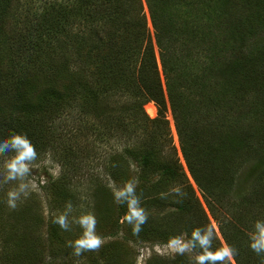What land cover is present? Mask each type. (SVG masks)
<instances>
[{
    "label": "trees",
    "instance_id": "trees-1",
    "mask_svg": "<svg viewBox=\"0 0 264 264\" xmlns=\"http://www.w3.org/2000/svg\"><path fill=\"white\" fill-rule=\"evenodd\" d=\"M69 1L0 0L3 155L39 156L49 147L61 169L74 172L102 154L82 152L72 134L86 131L99 144L125 137L131 143L105 160L111 181L125 184L112 217L117 225L127 216L130 238L152 244L183 235L202 264H221V245L175 157L169 105L187 169L228 250L237 264H264V246L253 249L248 235L264 234V55L254 42L264 26V0H145L166 89L153 45L145 43L144 17L127 19L142 9L141 0ZM195 59L204 62L192 67ZM235 95L243 103L233 115L227 103ZM150 102L155 119L144 110ZM111 191L101 185L94 196L112 200ZM163 200H170L169 210Z\"/></svg>",
    "mask_w": 264,
    "mask_h": 264
},
{
    "label": "rangeland",
    "instance_id": "rangeland-1",
    "mask_svg": "<svg viewBox=\"0 0 264 264\" xmlns=\"http://www.w3.org/2000/svg\"><path fill=\"white\" fill-rule=\"evenodd\" d=\"M60 2H66V0H60ZM72 2L75 0H70L69 4L73 5ZM141 3L142 9H133L126 18L133 22L135 15L140 14L144 17L148 33L145 43L147 44L150 40L153 45L160 79L166 89L149 9L145 0H141ZM40 5L41 2L37 1L36 6ZM128 9L129 4H126L125 13ZM41 10V8L38 9V12L40 13ZM18 13L19 15L23 13L21 7L19 11L17 10ZM75 30L85 33L86 29L76 25ZM222 38L220 35L217 36L219 40ZM228 38L230 42L236 41L234 37ZM254 42L264 55V26L258 29ZM203 62V60L195 59L192 67L198 68ZM262 90L264 92V87ZM232 97L233 101L227 103V107L229 106L234 112L233 115H236L239 112L236 107L243 102L237 100L236 95ZM215 102L218 101L215 100ZM149 104L154 105V116L147 113L146 106ZM149 104L144 106V110L151 119H155L158 117V109L154 103ZM209 104H212L210 99ZM208 107L216 108L215 105ZM258 108L259 105L257 110ZM71 111L75 113L73 117L77 121L81 120L84 125L81 114L78 113L77 117L76 110L71 109ZM89 120L92 122V119H86V121ZM165 120L168 122L173 140L175 157L188 177L195 196L200 200L211 222L214 235L221 245L222 252L218 255V260L221 264H237L187 169L169 105ZM248 122L258 125L255 120H248ZM66 123L70 125L71 121ZM71 136L75 137V142L78 143L82 152L90 150L102 155H98L99 157L94 159L92 164H79L73 172L67 167L61 169L56 155L49 147L39 156L32 152L26 155L19 153V155L6 156L3 155L4 149L0 148V196L3 200L0 202V264H164L159 260L171 264L177 256H190L187 264L203 263L201 256L191 250L183 235L178 237L176 243L168 245L133 241L125 226L127 216L120 218L119 225L116 223L117 217L112 218L123 203L125 184L111 181L105 169V160L109 155L123 152L131 143L129 139L122 137L99 144V140L91 137V134L86 131H78ZM32 148L35 151L39 149L36 146H31L30 149ZM168 153L173 152L168 150L165 155L168 156ZM101 185L112 190L114 195L112 200L94 196L96 188ZM61 189H65V192ZM169 204L170 200H163L161 207L169 210ZM232 215L234 216V213ZM232 215H228V218L232 219ZM50 229L53 231L51 232ZM157 230L158 235L164 233L161 227ZM248 235L251 236L249 242L253 249L263 248L264 234L263 240L255 234L252 235L251 232ZM257 239L261 240L260 244L256 242ZM214 263L217 264L216 260Z\"/></svg>",
    "mask_w": 264,
    "mask_h": 264
},
{
    "label": "bare ground",
    "instance_id": "bare-ground-1",
    "mask_svg": "<svg viewBox=\"0 0 264 264\" xmlns=\"http://www.w3.org/2000/svg\"><path fill=\"white\" fill-rule=\"evenodd\" d=\"M146 110L150 116H154V114H155L154 105H152V104L147 105Z\"/></svg>",
    "mask_w": 264,
    "mask_h": 264
}]
</instances>
